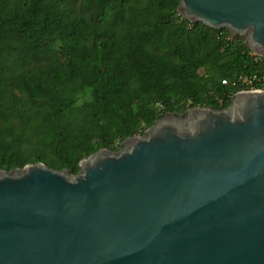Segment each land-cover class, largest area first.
<instances>
[{
    "label": "water",
    "instance_id": "obj_1",
    "mask_svg": "<svg viewBox=\"0 0 264 264\" xmlns=\"http://www.w3.org/2000/svg\"><path fill=\"white\" fill-rule=\"evenodd\" d=\"M264 58V0H181ZM156 117L79 171L0 170V264H264V89Z\"/></svg>",
    "mask_w": 264,
    "mask_h": 264
},
{
    "label": "trees",
    "instance_id": "obj_2",
    "mask_svg": "<svg viewBox=\"0 0 264 264\" xmlns=\"http://www.w3.org/2000/svg\"><path fill=\"white\" fill-rule=\"evenodd\" d=\"M180 3L0 0V170L41 162L74 175L165 112L228 107L247 89L231 80L263 57Z\"/></svg>",
    "mask_w": 264,
    "mask_h": 264
},
{
    "label": "built area",
    "instance_id": "obj_3",
    "mask_svg": "<svg viewBox=\"0 0 264 264\" xmlns=\"http://www.w3.org/2000/svg\"><path fill=\"white\" fill-rule=\"evenodd\" d=\"M228 82L229 81L226 78L221 80L222 84H228ZM254 83L259 84L258 89H264V58L263 61H261L259 70L248 74H239L233 80H231L232 86L242 85L247 87V89H256L257 87H254Z\"/></svg>",
    "mask_w": 264,
    "mask_h": 264
},
{
    "label": "flooded vegetation",
    "instance_id": "obj_4",
    "mask_svg": "<svg viewBox=\"0 0 264 264\" xmlns=\"http://www.w3.org/2000/svg\"><path fill=\"white\" fill-rule=\"evenodd\" d=\"M166 113V112H165ZM165 113H163V114H165ZM162 114V115H163ZM173 114H175V115H178V116H184V115H186V113L184 112V113H173Z\"/></svg>",
    "mask_w": 264,
    "mask_h": 264
},
{
    "label": "rangeland",
    "instance_id": "obj_5",
    "mask_svg": "<svg viewBox=\"0 0 264 264\" xmlns=\"http://www.w3.org/2000/svg\"><path fill=\"white\" fill-rule=\"evenodd\" d=\"M232 35H233V34H232ZM234 36H237V37L241 38L242 40H244V37H243L244 35L241 36V35H238V34H234ZM243 42H244V41H243Z\"/></svg>",
    "mask_w": 264,
    "mask_h": 264
}]
</instances>
